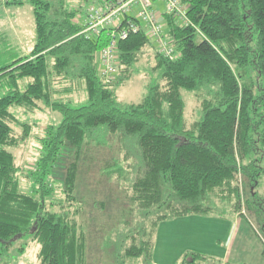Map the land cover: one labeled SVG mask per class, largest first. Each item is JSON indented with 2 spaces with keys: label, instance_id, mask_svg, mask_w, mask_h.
Here are the masks:
<instances>
[{
  "label": "trees",
  "instance_id": "trees-1",
  "mask_svg": "<svg viewBox=\"0 0 264 264\" xmlns=\"http://www.w3.org/2000/svg\"><path fill=\"white\" fill-rule=\"evenodd\" d=\"M28 1L35 22L33 47L0 67V256L16 239L30 236L39 244L38 264L83 263L84 232L70 219L67 202L75 199L81 149L108 132L119 136L125 158L137 159L132 200L143 221L134 225L136 230L125 223L117 233V264L125 256H142V264H154L156 224L206 213L209 195L236 173L250 188L246 205L259 224L264 256V192L257 193L264 177V0H186L188 24L162 12L165 37L177 56L159 53L141 26L117 40L118 75L112 84L102 80L95 59L110 39L108 28L86 38L79 33L84 14H78L79 7L67 0ZM146 44L154 48L152 69L158 79L147 84L139 101L121 102L114 86L134 71ZM64 81L82 86L86 100L73 105L58 96L70 90L56 87ZM182 88L194 92L201 110L189 126ZM40 103L58 111L61 119L42 128L34 165L21 166L9 147L25 141L30 124L9 106L33 110ZM12 122L22 126V133L14 132ZM66 148L73 154L70 162L49 178ZM22 172L28 183L21 181ZM55 183L62 197L54 195ZM203 258L187 250L179 264H203Z\"/></svg>",
  "mask_w": 264,
  "mask_h": 264
},
{
  "label": "rangeland",
  "instance_id": "rangeland-1",
  "mask_svg": "<svg viewBox=\"0 0 264 264\" xmlns=\"http://www.w3.org/2000/svg\"><path fill=\"white\" fill-rule=\"evenodd\" d=\"M14 1L16 0L5 4L3 0H0V67L28 54L35 42V22L29 1L20 0L21 3ZM93 2L97 3L99 0H67L69 6L79 7L78 14L81 15L84 8ZM154 54V48L146 44L135 63L134 71L127 79L114 86L121 102L139 101L146 91L147 84L151 80L158 79V72L152 69L155 63ZM70 82L56 84L59 89L65 85L70 89L58 96L71 99L73 105L84 102L86 100L84 88L75 81ZM160 82L163 83L162 80ZM181 96L185 103V123L189 126L201 115L199 101L194 92L184 88L181 89ZM39 106L33 110L16 105L9 106L10 111L21 122L30 124V131L25 141L17 146L9 147L15 156V161L21 166H27L28 162L33 163L38 157L42 128L46 124H56L61 119L58 111L42 103ZM11 125L16 134L22 133V126L14 122ZM123 149L119 136L110 132L101 138L91 139L89 144L81 149L73 191L75 199L67 203H70L68 207L70 219L80 226L86 238L82 264H117L116 243L120 241L117 233L125 230V223L134 226L138 222H143L140 210L132 200V182L136 176L137 159L134 156L125 158ZM67 150L70 148H66L62 153L49 178L54 179L53 175L63 173L66 163L70 162L73 156ZM20 178L22 182L28 183L24 172L20 173ZM55 184L54 195L62 197L61 185ZM236 186H238L239 199L236 196ZM249 189L246 180L236 173L231 182L215 187L209 195L207 212H210L211 217L205 219L201 216H190L167 224L170 228L168 231L172 234L168 235L169 238H165L162 247L165 249V246L175 244L178 247H190L188 250L191 248L203 250L205 253L200 252L204 255V258L199 260L201 263L221 264L218 263V259L222 258L228 246H233L235 249L233 260H230L229 264H238L240 261H237V256L243 260L257 262V254H247L252 250L247 245H243V240L249 241L253 237L257 245L261 244L258 234L259 224L253 210L246 205ZM257 191L258 195L263 194L264 177L260 179ZM237 200L240 204L238 209L236 208ZM233 212L239 217V225L241 224L240 229H236L235 232L232 226ZM216 217H222L231 222L215 219ZM132 228L136 230L138 225ZM154 231L155 228L151 234L152 243V237L157 233ZM125 241L126 244L130 243V239ZM156 245L159 246L157 240ZM38 247L37 241L30 236L16 239L7 249L8 251L0 256V264H38ZM157 256L162 255L157 254ZM142 261V256L123 257V264H142Z\"/></svg>",
  "mask_w": 264,
  "mask_h": 264
},
{
  "label": "built area",
  "instance_id": "built-area-1",
  "mask_svg": "<svg viewBox=\"0 0 264 264\" xmlns=\"http://www.w3.org/2000/svg\"><path fill=\"white\" fill-rule=\"evenodd\" d=\"M156 0H99L84 8L79 33L86 38L108 28L109 41L96 52L98 72L106 84L116 81L118 75L117 40L125 38L129 32L137 31L141 26L146 28L149 40L154 43L157 51L173 59L178 53L166 39L162 12L172 15L180 23L190 22L187 16L186 0H158L162 10L154 4Z\"/></svg>",
  "mask_w": 264,
  "mask_h": 264
},
{
  "label": "crops",
  "instance_id": "crops-1",
  "mask_svg": "<svg viewBox=\"0 0 264 264\" xmlns=\"http://www.w3.org/2000/svg\"><path fill=\"white\" fill-rule=\"evenodd\" d=\"M3 2L5 4L11 3V2H8V0H3ZM154 4L156 5V7L158 6L160 10H162V3L160 1H158V0L154 1ZM231 215H232V224H233L232 226L234 227V232H235L236 229L237 230L240 229L241 224L239 225V217H237L235 215V212H233ZM190 216H201L202 218H205V219H209L211 217L210 212H207V213H190V214L180 215V216H176V217H169V218H166L164 220H161L160 222H158L156 224L155 231L157 233H155L156 236L154 235L152 237V240H153L152 245L153 246L151 247L152 248L151 249L152 250L151 251V259L154 262V264H179L183 253L185 251H187L188 249H190V247L189 248L183 247V246L178 247L175 244H171L168 247L165 246V249H164V247H162V244L164 243L165 238L166 237L169 238L170 236H168V235L172 234L168 231L170 228L167 227L168 226L167 224L173 223V222L180 220V219L188 218ZM215 219L223 220V221H229V220H226L225 218H222V217H216ZM229 222H231V221H229ZM156 228H157V230H156ZM156 240H157V242H159V246L156 245ZM255 241H256L255 237H253V239L249 240V241L243 240V245L244 246L247 245V247L252 250V251H249L247 254H249V255H251V254L256 255L257 254V262H254L252 260H243L240 256H237V261L245 262L248 264H255V263L258 264L259 262H260V264H264V256L261 253L262 241L260 239L261 244H259V245H257L255 243ZM85 247H86V238H85ZM192 249H193V251L205 253V252H203V250L202 251L201 250H194V248H191V250ZM233 251H235L233 246L232 247L228 246L227 249L225 250V252L223 253L222 258L218 259L219 260L218 263L226 264V263H229L230 260H233V257H232L234 254ZM157 254L162 255V256L159 257V256H157ZM216 263H217V261H216Z\"/></svg>",
  "mask_w": 264,
  "mask_h": 264
}]
</instances>
